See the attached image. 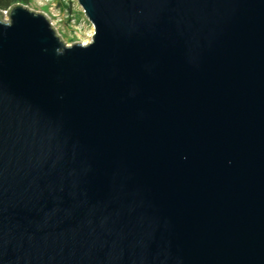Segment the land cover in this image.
Masks as SVG:
<instances>
[{"label": "water", "instance_id": "95a60500", "mask_svg": "<svg viewBox=\"0 0 264 264\" xmlns=\"http://www.w3.org/2000/svg\"><path fill=\"white\" fill-rule=\"evenodd\" d=\"M77 2L0 12V264H264V0Z\"/></svg>", "mask_w": 264, "mask_h": 264}, {"label": "rangeland", "instance_id": "374dc122", "mask_svg": "<svg viewBox=\"0 0 264 264\" xmlns=\"http://www.w3.org/2000/svg\"><path fill=\"white\" fill-rule=\"evenodd\" d=\"M12 5H22L43 14L66 45L86 44L92 40L93 26L77 0H18ZM9 8L7 10L0 8L3 19H9L7 14Z\"/></svg>", "mask_w": 264, "mask_h": 264}, {"label": "trees", "instance_id": "16d2710c", "mask_svg": "<svg viewBox=\"0 0 264 264\" xmlns=\"http://www.w3.org/2000/svg\"><path fill=\"white\" fill-rule=\"evenodd\" d=\"M17 1L18 0H0V8L3 10H7L12 4Z\"/></svg>", "mask_w": 264, "mask_h": 264}]
</instances>
